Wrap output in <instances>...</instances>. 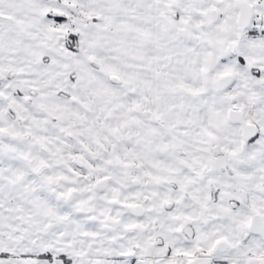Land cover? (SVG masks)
Segmentation results:
<instances>
[{"label": "snow or ice", "instance_id": "obj_1", "mask_svg": "<svg viewBox=\"0 0 264 264\" xmlns=\"http://www.w3.org/2000/svg\"><path fill=\"white\" fill-rule=\"evenodd\" d=\"M0 264H264V0H0Z\"/></svg>", "mask_w": 264, "mask_h": 264}]
</instances>
